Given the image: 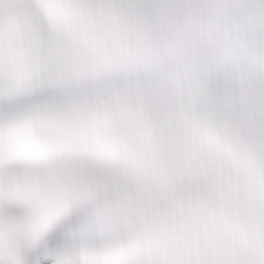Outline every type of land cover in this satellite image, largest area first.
<instances>
[{"label": "snow or ice", "instance_id": "snow-or-ice-1", "mask_svg": "<svg viewBox=\"0 0 264 264\" xmlns=\"http://www.w3.org/2000/svg\"><path fill=\"white\" fill-rule=\"evenodd\" d=\"M226 20L264 55V0H0V264H264V62Z\"/></svg>", "mask_w": 264, "mask_h": 264}, {"label": "clouds", "instance_id": "clouds-1", "mask_svg": "<svg viewBox=\"0 0 264 264\" xmlns=\"http://www.w3.org/2000/svg\"><path fill=\"white\" fill-rule=\"evenodd\" d=\"M234 3L238 10L247 12L254 0H234ZM208 38L216 48L230 57L237 75L249 81L253 78L254 63L264 62V55L258 53L250 43L237 36L231 30L227 20L220 22L216 31L211 33Z\"/></svg>", "mask_w": 264, "mask_h": 264}]
</instances>
